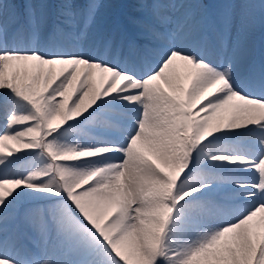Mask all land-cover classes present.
Here are the masks:
<instances>
[{
    "label": "snow or ice",
    "instance_id": "obj_1",
    "mask_svg": "<svg viewBox=\"0 0 264 264\" xmlns=\"http://www.w3.org/2000/svg\"><path fill=\"white\" fill-rule=\"evenodd\" d=\"M100 7L0 0V264H264V0Z\"/></svg>",
    "mask_w": 264,
    "mask_h": 264
},
{
    "label": "rangeland",
    "instance_id": "obj_2",
    "mask_svg": "<svg viewBox=\"0 0 264 264\" xmlns=\"http://www.w3.org/2000/svg\"><path fill=\"white\" fill-rule=\"evenodd\" d=\"M17 3H22V0H16ZM83 0H77V3H81ZM101 4L98 15V25L94 26L92 29L93 38L97 41H100L107 37L113 28L117 25L128 26L129 21L139 15L137 8L138 0H98ZM191 2H199L207 7H211L218 0H191ZM249 53L245 60V64L248 63V58L251 50L255 53L258 52L261 54V58L264 57V29L259 26L254 30L250 39H249ZM3 124V120L0 119V125ZM120 132L119 127H114L111 130V137L114 138L117 135V132ZM116 132V134H115ZM118 132V135H119ZM19 155H23L20 153ZM28 158L20 160L14 167L22 168V166L27 163Z\"/></svg>",
    "mask_w": 264,
    "mask_h": 264
},
{
    "label": "bare ground",
    "instance_id": "obj_3",
    "mask_svg": "<svg viewBox=\"0 0 264 264\" xmlns=\"http://www.w3.org/2000/svg\"><path fill=\"white\" fill-rule=\"evenodd\" d=\"M249 47V46H248ZM261 54H259L258 52H253L252 50H251V52H250V55H249V58H248V63H251V62H256V63H259V61L261 60V56H260ZM248 63H246V64H248ZM119 132V131H118ZM118 132H117V135H115L114 137H116V136H118ZM115 134H116V132H115ZM111 137V136H110Z\"/></svg>",
    "mask_w": 264,
    "mask_h": 264
}]
</instances>
